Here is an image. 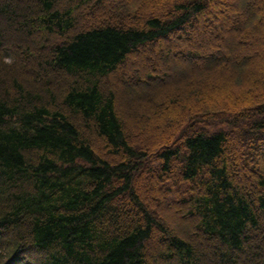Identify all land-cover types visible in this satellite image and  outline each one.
I'll return each instance as SVG.
<instances>
[{
  "label": "trees",
  "instance_id": "trees-1",
  "mask_svg": "<svg viewBox=\"0 0 264 264\" xmlns=\"http://www.w3.org/2000/svg\"><path fill=\"white\" fill-rule=\"evenodd\" d=\"M34 1L0 0V60L9 68L0 81L11 89L0 93V264H243L246 248L244 264H264V70L236 54L247 47L238 38L264 39V0L231 8L228 42L217 49L218 36L206 51L203 37L188 41L210 20L213 0H176L153 16L165 0ZM85 9L93 17L82 29ZM173 35L183 40L176 52L200 63L187 69L179 94L162 87L134 102L107 90L118 74L130 87L156 79L147 62L127 63L142 45H158L170 67L175 49L164 40ZM32 56L37 79H46L28 89L13 70ZM208 56L216 64H206ZM56 78L60 95L51 88ZM160 95L170 97L164 106L156 104ZM166 120L172 138L163 147L137 136L135 129ZM234 134L244 138L236 159L254 180L250 191L232 173L226 145ZM149 171L159 189L146 208L134 181ZM168 197L215 250L203 252L156 219ZM154 231L161 245L146 252Z\"/></svg>",
  "mask_w": 264,
  "mask_h": 264
},
{
  "label": "rangeland",
  "instance_id": "rangeland-1",
  "mask_svg": "<svg viewBox=\"0 0 264 264\" xmlns=\"http://www.w3.org/2000/svg\"><path fill=\"white\" fill-rule=\"evenodd\" d=\"M10 1V0H9ZM18 2H26V3H33L35 2L34 0H17ZM176 0H165L162 1L154 11L149 12V15L153 16L157 13L159 14H166L167 10L170 9V7L172 6V4L175 3ZM242 0H217V4L216 5H211V3L207 4V7L209 9L210 12V20L206 23L201 24L200 30L197 28L196 30V35L193 36V38L188 41V42H194L195 45L200 44L201 42V38L203 37V43L204 46L202 48V51H206L207 43H212V39H215L216 37H220V44L219 42H217V45H214V47H217V49L220 48H224L223 45H225V43L228 42V35L233 33V28L234 26H236L233 23V19L231 18V8H233L234 6H241V4H243V2H241ZM103 10V9H102ZM102 10H98L99 12H101ZM91 12V11H89ZM264 14V10L261 11ZM81 15H82V23H81V28L84 29L85 25H87L86 23H88V20L91 19L93 16L91 15V13L89 14L88 11L82 10L81 11ZM148 15V14H147ZM221 15H224L225 18H222ZM142 16V15H141ZM144 16V14H143ZM225 19V20H224ZM225 24L227 25L225 27ZM238 24V23H237ZM237 30L240 31V29L236 28ZM222 30V31H221ZM200 32V35L198 34ZM39 33V32H38ZM222 33V34H221ZM200 36V37H199ZM179 36H172V38L170 39V37H168L167 39H165L164 41L167 42L168 44H171L173 46V48L175 49L174 54L172 55L171 59H170V67H163L160 60H159V55H158V45L156 47H151L148 45H142L141 47H139L138 49L135 50L134 52V56H132L131 59H129L128 63H127V69H130L131 63H134L136 65H140L143 63V61L149 64V71L153 72L154 75L157 76L156 79H150L147 78V81L145 82H138L137 84H135V86L133 85L132 87H130V84L128 83V81H124L122 79V75L118 74L117 76L113 77L110 85L108 84V89L109 91L111 90H119V92L123 95L126 96V98H128L129 100L132 101H139L143 95L151 90L157 89V88H162V87H169V89H172L171 91L175 94H179V92H181V90L183 89V87H186L188 82H189V78H187L188 76V68H194L196 66H198L200 63L198 62L199 59H193L190 56L187 55H180V53L176 52L177 47L175 46L176 44L182 43L183 40L178 39ZM241 38V37H240ZM238 38L239 40H242V42L245 44V46H247L244 50L239 51L237 54V56L240 57L242 63L244 64H248V68H250V62L255 60L259 66L263 67L264 70V62H263V58H264V39L260 36L257 35H248L245 38L242 37L241 39ZM237 39V40H238ZM257 43H261L260 45L263 47L261 48H257ZM56 44V43H54ZM185 44V43H183ZM6 45L8 47L14 46L12 45V42L8 41V43H6ZM189 46V45H188ZM259 46V47H261ZM190 47V46H189ZM14 48H17L16 46H14ZM191 48V47H190ZM49 50V49H48ZM50 55V51H46L44 53L43 59L49 58ZM220 58L224 59L226 58L223 54H220ZM29 60H25L22 64V67H20L19 69H15L13 71H15L17 74L21 75L23 77V82L24 85L26 86V88L30 89L33 87H36L38 85H43L44 79H46V75L44 79L38 80L37 79V74L35 72V69L33 67L34 63H36L38 60H36L35 56L29 57ZM31 59V60H30ZM205 60V63L210 65V64H216L217 62V58L208 56ZM30 61V62H29ZM1 64H2V68H0V77L3 78L4 76H6L7 74H9V68H7L2 61L0 60ZM7 63H10V60H6ZM155 62V67L152 65ZM178 62L181 63V65H183L182 67H179ZM250 63V64H249ZM27 64V65H26ZM26 65V67H25ZM134 69V68H133ZM152 70H157V72H154ZM133 73V71H132ZM163 73L167 74L166 76L163 75ZM202 82H207V83H215L217 81L211 82V81H203L202 79H200ZM106 82V80H105ZM108 82V81H107ZM123 82V83H122ZM135 82V81H132ZM180 84L181 87H177V85ZM136 87V88H135ZM149 87V88H148ZM151 87V88H150ZM255 88H257L258 90H260V88H262V86H255ZM51 88L60 95L61 91L63 90V84H61V86L59 85V79H54L53 83L51 84ZM232 90V85L231 87H229V90ZM6 89H10V85L8 84H4L3 82L0 81V93H3L4 90ZM11 90V89H10ZM231 95L234 98V101L236 100L237 95L234 94V92L231 91ZM227 96V91L226 92H221L218 93L214 96H211L209 98V101H217L220 100L222 98H226ZM169 96H167V99L164 100L163 96L160 95V97H156L155 101L156 104H158L159 106H164L166 104V101H169ZM233 101V102H234ZM186 103V102H185ZM237 103V102H236ZM239 104V103H237ZM240 106V105H239ZM123 110V112L126 115H130L133 116L134 113H132L129 109L127 108V106H122L121 108ZM147 109L142 108L140 110V112L137 113V115H142L144 111H146ZM149 112V111H147ZM152 116V115H150ZM162 123V122H161ZM171 129L172 126L170 125V123L168 124L167 120L165 121V123H162V125H155L153 126L151 123H149V125L147 127H142V128H137L136 130V134L137 136H141L145 141L152 143L153 145L158 146L161 145L163 147L164 143H168L169 141H171L172 138V133H171ZM136 136V135H135ZM170 136V137H169ZM244 141V138H242V136H237V134L233 135V139L230 140L229 144L226 145V147L228 148V154H229V160H230V164H231V169H232V173L234 175V178L244 184L246 187H248L249 191L253 188H255L254 186V180L253 178L244 171V165H238L237 164V159L239 158L238 155L240 154V149H239V144L241 142ZM146 168H148V165H145ZM152 166V165H151ZM177 167V166H176ZM171 169V173L173 174V180L172 182H177V176L175 173V169ZM149 174L147 175H143L140 176L142 173H140V177H138L135 181H134V186L136 187V189L140 192V194H142L143 198H144V206L146 208H149V206L151 205V201L155 198L156 194H158V189L159 186H157L156 182L154 181L153 177H152V173L149 171ZM178 185V191L182 190V185ZM201 188L200 187H196V191L197 192H201ZM174 199L172 197H168L166 199L163 200L162 202V207L160 209V215L156 216V219L158 221H160L161 224H163V226L170 230H174L177 233H182L184 236H186L191 242H193L194 244H197V246H199L202 249H206L209 251H212L213 249L215 250V247L218 246V244L216 243V241H214L213 238H209L208 236H200L198 234V232L196 230H192L191 228H189V226L185 225L186 222H188V217L183 215L182 211L179 209V206H174ZM127 200V197L124 198V201ZM129 211L131 213H133L132 208L129 209ZM263 216V215H261ZM133 219L131 218L130 220V224H132ZM130 225H126L125 228H123L124 230H127V227ZM249 230V229H248ZM108 231V230H107ZM248 233H250L253 236V232L252 231H248ZM160 235H159V231H154L151 235L150 240L148 241V243H146V247L147 250L146 252L151 251V249H153L154 247H156L157 245H161V241L159 239ZM203 251V250H202ZM204 252V251H203ZM246 254L244 255V261L243 264L248 262L249 258H250V249L246 248ZM244 252V253H245Z\"/></svg>",
  "mask_w": 264,
  "mask_h": 264
},
{
  "label": "bare ground",
  "instance_id": "bare-ground-1",
  "mask_svg": "<svg viewBox=\"0 0 264 264\" xmlns=\"http://www.w3.org/2000/svg\"><path fill=\"white\" fill-rule=\"evenodd\" d=\"M212 4H213V5H216V4H217V0H213ZM207 9H208V8H207ZM208 11H209V9H208ZM221 16H222V18H225L224 15H221ZM224 20H225V19H224Z\"/></svg>",
  "mask_w": 264,
  "mask_h": 264
}]
</instances>
